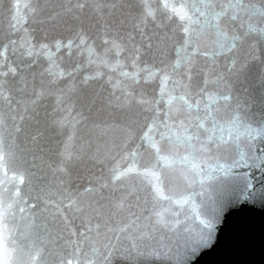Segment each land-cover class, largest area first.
<instances>
[{"label": "snow or ice", "instance_id": "6c2138e0", "mask_svg": "<svg viewBox=\"0 0 264 264\" xmlns=\"http://www.w3.org/2000/svg\"><path fill=\"white\" fill-rule=\"evenodd\" d=\"M264 214V0H0V264H201Z\"/></svg>", "mask_w": 264, "mask_h": 264}, {"label": "water", "instance_id": "95a60500", "mask_svg": "<svg viewBox=\"0 0 264 264\" xmlns=\"http://www.w3.org/2000/svg\"><path fill=\"white\" fill-rule=\"evenodd\" d=\"M201 264H264V214L239 213L220 248L205 256Z\"/></svg>", "mask_w": 264, "mask_h": 264}]
</instances>
